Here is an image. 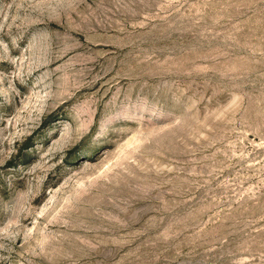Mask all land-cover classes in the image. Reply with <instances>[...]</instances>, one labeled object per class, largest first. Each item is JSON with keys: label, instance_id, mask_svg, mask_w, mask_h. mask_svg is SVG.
Returning a JSON list of instances; mask_svg holds the SVG:
<instances>
[{"label": "rangeland", "instance_id": "374dc122", "mask_svg": "<svg viewBox=\"0 0 264 264\" xmlns=\"http://www.w3.org/2000/svg\"><path fill=\"white\" fill-rule=\"evenodd\" d=\"M0 264H264V0H0Z\"/></svg>", "mask_w": 264, "mask_h": 264}]
</instances>
